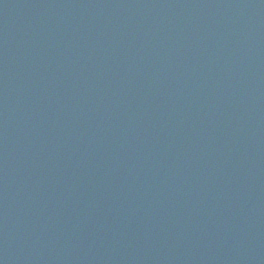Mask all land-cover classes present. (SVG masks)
<instances>
[{"label":"water","instance_id":"95a60500","mask_svg":"<svg viewBox=\"0 0 264 264\" xmlns=\"http://www.w3.org/2000/svg\"><path fill=\"white\" fill-rule=\"evenodd\" d=\"M0 264H264V0H0Z\"/></svg>","mask_w":264,"mask_h":264}]
</instances>
